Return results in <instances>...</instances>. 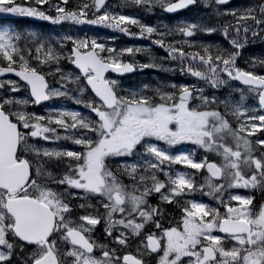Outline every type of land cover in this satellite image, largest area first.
<instances>
[{
  "label": "snow or ice",
  "instance_id": "snow-or-ice-1",
  "mask_svg": "<svg viewBox=\"0 0 264 264\" xmlns=\"http://www.w3.org/2000/svg\"><path fill=\"white\" fill-rule=\"evenodd\" d=\"M199 3L224 23L181 21L161 29L109 10L106 0H81L74 8L68 0H0V13L54 26L100 25L150 39L166 53L161 62L149 56L139 63L135 55L146 48L0 27V77L18 78L0 80V264H143L127 251L133 239L140 256L155 254L156 264H264V204L254 211L251 195L233 192L264 188V139H255L258 154L250 139L264 130V74L256 71L264 58H253L248 70L236 63L250 40L264 41V0L234 8L226 7L230 0ZM197 4L123 0L147 12L176 13ZM217 32L227 47L197 39ZM175 36L183 39L166 42ZM165 59L171 67H164ZM144 69H178L212 90L239 81L256 103L246 105L239 88L233 102L196 85H121L118 77ZM37 106L42 113L29 110ZM185 144L193 147L177 148ZM177 164L194 171H176ZM52 165L62 170L53 174ZM197 193L215 203L187 198ZM154 195L155 205L149 203ZM73 198L95 199L97 214L88 211L92 204L73 206ZM174 202L179 219L165 227L162 205ZM76 208L84 214L74 217ZM101 221L110 243L92 238Z\"/></svg>",
  "mask_w": 264,
  "mask_h": 264
},
{
  "label": "rangeland",
  "instance_id": "rangeland-1",
  "mask_svg": "<svg viewBox=\"0 0 264 264\" xmlns=\"http://www.w3.org/2000/svg\"><path fill=\"white\" fill-rule=\"evenodd\" d=\"M81 2V0H68V7L69 8H74L77 4H79ZM52 3L55 4L56 0H52ZM107 5L109 7V10L113 11V12H118L121 14H128V15H133L136 18L140 19V21L142 23H146L149 25H153V26H157L159 28H163L164 25L167 26H173L176 25L177 23L181 22V21H189V22H198V21H203L207 24H223L224 20L219 19L217 20V18H215L214 16L211 15H205V14H200L198 12L194 11V8L191 9L189 11V13L186 16H180V17H172L171 19H164L163 15H158V11L161 9L160 7H155L153 8V10L151 12H147L144 10H140V11H136L137 8H135V6L132 5H128V6H123V0H107ZM204 8V6H203ZM204 10H209L207 8H204ZM1 14H8V13H0ZM9 16H12L11 14H9ZM89 17H91V12H89ZM34 22H36V20H34ZM221 22V23H220ZM37 24L46 27L49 26L50 28L53 29V32H58V33H64V32H71L73 34H79L81 36L87 34L89 37H97L99 38L100 42H103L106 44V46L108 47H113L116 49H122L125 47H141L146 48L148 51L147 52H141V53H137L135 55V60L138 61L139 63H146L148 62L149 56L152 57H156L158 62L159 58L161 57H166V53L164 52V50L154 44L151 43L150 39H146V38H137L134 36H126L123 33H120L118 31H114L113 29L104 27V26H100V25H71V24H64L62 26H54L49 24L48 22L45 21H39L37 20ZM4 26H11V25H7V24H0V27H4ZM12 27V26H11ZM130 31L131 32H138L139 29L134 27V26H129ZM19 30V29H17ZM23 30V29H22ZM27 30H33L36 32H40V29L37 27V29H31L30 27L26 28ZM218 35L219 33H213L212 35L208 36V35H203V34H199L197 39H201L205 42L208 43H213L214 41V36ZM199 36H202L201 38H199ZM219 36L221 37L222 35L219 34ZM175 38V39H183L182 36H175V37H166V39H170V41ZM222 46L227 47V45H225L224 43H222ZM195 50V49H193ZM262 52L261 54L258 53H253V55L251 56L252 58L251 61H253V58H264V47L262 48ZM122 59L130 61L132 59L131 56H127L125 55L124 57H122ZM249 59V60H250ZM66 68H71V65L67 64V61H63L62 62ZM164 67H171V63L169 61H167L166 59L162 61ZM259 66L258 64L256 65V69H258ZM4 80V79H1ZM120 83L123 87L125 88H138L141 87L144 84H148L150 87H155L156 85H167V84H171V83H175V84H188V85H196L197 87H202L204 89L205 94L208 93H213L220 99H230L233 102L239 100V96L240 93L239 92H235L234 89H241L244 91V95H245V103L248 106H254L256 101L252 98L251 94H249L246 90V88H243L241 86H239L238 84L230 81L228 83V85L218 89V90H212L210 89L206 84H204L201 81H197L196 78L191 77L187 74L181 75L179 70L177 69L176 71H164L162 69H144L142 71L137 70L135 75L131 76V77H127L124 78L122 80H120ZM54 105H60L63 104L66 107L69 108H74V109H79V106L72 104L71 101H54L52 102ZM29 110L35 111L37 113H42L43 112V108L42 107H35V108H30ZM229 119L232 121L233 127L235 126V119L232 117H229ZM259 123V122H257ZM261 131H257L254 133V135L250 138L253 141V147L255 149H257V154L259 151L260 146L255 144V139L257 137L264 139V136H262ZM60 144H67V142L64 141H60ZM230 143V141H229ZM49 147L53 146V145H47ZM67 146L69 148L75 147L71 144H67ZM177 147H180L181 150H189L190 148H192L193 146L185 144V145H179ZM175 151V150H173ZM209 158L215 161H219V158L216 157L214 154H209ZM124 179L128 180L127 177H125ZM128 183V182H127ZM246 189H236L233 190V192L241 194V195H251L252 196V206L254 207V211L259 209V206L261 204H264V188H254V189H249L248 192L245 191ZM235 203V202H234ZM73 216H78L77 214H73Z\"/></svg>",
  "mask_w": 264,
  "mask_h": 264
},
{
  "label": "flooded vegetation",
  "instance_id": "flooded-vegetation-1",
  "mask_svg": "<svg viewBox=\"0 0 264 264\" xmlns=\"http://www.w3.org/2000/svg\"><path fill=\"white\" fill-rule=\"evenodd\" d=\"M260 2H262V0H231L230 4L227 5L226 7L234 8V7H242V6H247V5H256V4L260 3ZM206 11L210 12V10H206ZM195 12H198V13H200L202 15L203 14L207 15V13L205 12V10L203 8V5L199 3V0H198L197 6L195 8ZM188 13L189 12L186 11V12L180 14V16H186ZM165 15H166L167 19L170 18V16L167 13ZM201 37L202 36H199V38H201ZM197 38H198V36H197ZM221 43H224L225 45H227V42L224 40L223 36L217 37V35H215L213 44H218L219 45ZM263 47H264V41L256 40L255 42H252L250 40L248 42V44L244 48L241 49V55L237 57V61H236L237 66L242 68V69H244V70H248L251 67V65H252V61L250 59V58H252L251 56L253 55V53L254 54L255 53L261 54V52L263 51L262 50ZM258 66H259V64H258ZM256 71L261 73V74H264V68H261L260 66H259L258 69H256ZM232 82H234V83H236V84H238L240 86L238 81H232ZM243 88H246V87H243ZM177 148L180 149V147H177ZM173 150H176V149H173ZM200 155H201V151H198L197 152V158H199ZM172 167L176 171H187V172H190V173L194 171L192 169L185 168L184 166L179 165V164L174 165ZM49 170L52 171L53 174H56L57 171H61L62 170V167L58 169L55 165H52ZM124 178L125 177H121V179L123 180L124 183L129 182L128 180H126ZM160 178L163 179V176L161 175ZM196 178L200 182L203 181V176L201 174H197ZM187 198H194V199H196L198 201H203V202L209 203V204H214L215 203L214 201L210 200L206 196L201 195L200 193L195 194L194 197H187ZM184 199H186V198H184V197L180 198L179 199V203L183 204ZM71 202H72L73 206H76V205H78L80 203L92 204L93 208L88 210V211H92L93 214H97V209L95 207L96 201L93 198H89L87 201H81L79 199L73 198ZM158 202H159V196L158 195H154L153 197H151L149 199V203H151L153 205L157 204ZM162 207H163L164 212H165L164 219L162 221L164 226L167 227L169 225V223H171L172 225H175L177 220L179 219V216H180V211H179V207L177 206V203L174 202L172 204H164V205H162ZM84 211L85 210H81L79 208H76L75 211L73 212V214H77V215L84 214ZM99 212L102 213L103 209L100 208ZM157 234H159V233H157ZM92 238L95 239L98 243H110V241H106L105 238H104V225H103L102 221H101L100 224H98L96 226ZM137 244H138V241L136 239H133L130 242V245H129L127 251L131 252L134 255H137V258H142L143 264H156L157 257L155 256V254L143 255L141 257L139 252H138V250H137ZM61 248H64L63 244H61ZM98 254L99 253L97 252V255Z\"/></svg>",
  "mask_w": 264,
  "mask_h": 264
},
{
  "label": "water",
  "instance_id": "water-1",
  "mask_svg": "<svg viewBox=\"0 0 264 264\" xmlns=\"http://www.w3.org/2000/svg\"><path fill=\"white\" fill-rule=\"evenodd\" d=\"M181 11V10H180ZM179 12V11H178ZM5 76H14V74H11V73H9V74H5L4 76H2V77H5Z\"/></svg>",
  "mask_w": 264,
  "mask_h": 264
}]
</instances>
